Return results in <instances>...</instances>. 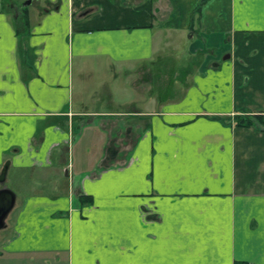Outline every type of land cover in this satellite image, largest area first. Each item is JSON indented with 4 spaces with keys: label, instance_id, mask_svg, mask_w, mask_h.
I'll return each instance as SVG.
<instances>
[{
    "label": "crops",
    "instance_id": "crops-1",
    "mask_svg": "<svg viewBox=\"0 0 264 264\" xmlns=\"http://www.w3.org/2000/svg\"><path fill=\"white\" fill-rule=\"evenodd\" d=\"M22 9L0 10V264H264V0ZM185 46L183 95L113 106L126 64Z\"/></svg>",
    "mask_w": 264,
    "mask_h": 264
},
{
    "label": "rangeland",
    "instance_id": "rangeland-1",
    "mask_svg": "<svg viewBox=\"0 0 264 264\" xmlns=\"http://www.w3.org/2000/svg\"><path fill=\"white\" fill-rule=\"evenodd\" d=\"M26 1L0 0V7L3 6V10L6 12L9 11L11 16H18L20 15L19 9L23 7ZM20 11L21 15H26L23 9ZM186 47L185 51L183 47L181 50L167 48L156 53L150 61L126 64L125 68L127 72L121 73L122 79L113 80V106H118L123 99L122 97L133 99V105H128L133 109L137 106L142 107L140 103L141 99H144V105L147 108V97L151 94L157 95L158 92L161 98L167 94L173 95L174 97L183 95L185 86L189 80V70L193 67L190 63L192 62L194 64L197 61L193 57L187 56ZM124 76L125 78H123ZM122 82L125 84H121ZM107 91L108 89L105 88L104 93ZM6 222L8 223V220ZM5 234L4 228H1L0 238H3Z\"/></svg>",
    "mask_w": 264,
    "mask_h": 264
},
{
    "label": "water",
    "instance_id": "water-1",
    "mask_svg": "<svg viewBox=\"0 0 264 264\" xmlns=\"http://www.w3.org/2000/svg\"><path fill=\"white\" fill-rule=\"evenodd\" d=\"M32 0H27L24 5L30 4ZM6 167H4L0 180H3ZM15 196L7 188L0 189V229L5 226V219L14 205Z\"/></svg>",
    "mask_w": 264,
    "mask_h": 264
},
{
    "label": "trees",
    "instance_id": "trees-1",
    "mask_svg": "<svg viewBox=\"0 0 264 264\" xmlns=\"http://www.w3.org/2000/svg\"><path fill=\"white\" fill-rule=\"evenodd\" d=\"M2 7H3V6H2ZM2 7H0V10H3ZM23 9H26V7H23ZM197 9H199V7H197ZM26 23H27V20L19 19V21H18L19 27H23ZM242 120H243V121H242ZM238 122H239L240 124H242V125H246V126L250 124L248 118L240 119Z\"/></svg>",
    "mask_w": 264,
    "mask_h": 264
}]
</instances>
